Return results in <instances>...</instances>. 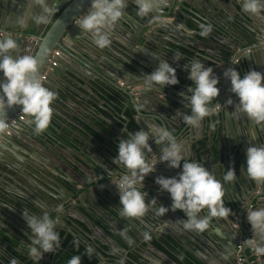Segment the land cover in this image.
<instances>
[{
  "label": "water",
  "instance_id": "obj_1",
  "mask_svg": "<svg viewBox=\"0 0 264 264\" xmlns=\"http://www.w3.org/2000/svg\"><path fill=\"white\" fill-rule=\"evenodd\" d=\"M189 1L190 0H181L180 3L179 0L178 2H176V0H168L166 6H163L161 10L144 17L139 16V20L135 17V14H137L135 13V0H128V7L125 9L124 17H122L111 30V44L104 49H99L93 44L91 34L82 33V30L76 23L77 18L85 14L90 8L91 0H39L38 2H34V0H0V29H4L5 31H21L23 33V39H25L26 35L37 38L35 41H26L27 43L23 48L20 47L21 43L19 44L18 40L11 36H0V40L11 38L17 43L18 47L12 53L13 55L27 54L36 56L40 62L39 72L41 76H43L47 68L50 67V60L54 58V52L57 50L62 53V56H77L78 59H76V61L80 64L89 61L94 54H97L95 55V58H98V65L95 66L96 70L103 73L106 78H103V80L109 86L117 90V82L122 81L125 85L128 81L129 83L125 85V88L130 87L131 93L139 98L137 104H134L135 98L133 97V105L136 111L137 105H143L142 109L137 111L138 113L143 115L142 111H144L149 113L150 116H154V118H152L153 123L155 122L159 127H163L172 132L175 138L181 134L177 139V143L184 140V142H181L182 146L180 147H183V149L186 148V150H182L184 160H182L181 163L184 161L200 163L199 160H203V157H199L200 155L198 153V149H205L201 144L203 142L205 143L202 135L203 137L206 136L208 140V159V155L214 156L216 154L215 151L224 155V145L228 146L229 142H226V139L229 137H226L223 143L220 142L219 144V141L222 136H225L226 130H230L229 124L227 125V123L231 122L235 124L236 130H241L243 136L240 137L239 142H241L236 148L227 151L226 158L228 165L232 163V168L236 171V179L232 183L237 190L238 197L236 198L237 200H228L230 201V206H227L225 201L224 203L225 207L232 209V213L236 212L241 215L240 221L237 223L232 214L223 218L226 222L225 229L222 233H217L215 232L216 226L214 223L219 221V219L213 218L210 220L209 229L207 231L197 233L182 228V224L179 223L178 220L185 219L183 212L177 213L170 210L165 216H157L150 207L146 215L152 216L148 217L149 219L147 218L146 221H142V223L145 226L149 225L150 229L153 231L151 234L159 232L160 230V236L174 239L185 252L197 258L200 264H209L207 257L211 255L217 258L221 264H238L237 246L244 237L246 240L252 237L251 225L247 221V213L244 206L248 205L254 208L264 207V183L251 181L246 175V153L248 147L255 146L254 136L251 131L256 132V127L251 120H249V122L246 121L243 113H234L235 105L239 102L238 97L230 91V81L227 79L225 82L224 80L222 81L221 75H223V72L227 68H234L242 74L241 69L237 65L238 63L233 64L236 60L239 61V65L241 64L242 70L245 73L254 70V68L259 67V65L264 62V24L260 23L261 21L256 15L246 13L243 9H239L243 0H234L233 6L237 12V16L243 20V23H240V25H238L239 23L237 24L238 38H240L241 41L237 44V37L234 36L233 33H230L231 41L227 42V38L222 36L218 31L228 27L225 23V18L220 16L218 20H214L210 15L204 12V9L198 7L199 1ZM204 1L202 0V6L208 3ZM176 4L180 6L181 11L175 14L174 9L175 6H177ZM45 7L54 8L55 12L46 13L44 11ZM16 8L19 9L17 10ZM129 11L134 13V15L130 14ZM186 13H190L206 24L212 25V30L215 31L211 37L212 42H207L205 44L203 41L195 38L194 34H192L193 37L190 38V40L186 39V33L194 32L188 26L187 21L189 17ZM261 13H264V11ZM38 16H46V23H36L35 18ZM166 16L169 19L171 18V20H164L163 18ZM228 16L232 17L231 15ZM21 20L24 21L23 24ZM234 21L237 22L236 20ZM51 22L52 24L50 25ZM177 23H181V25L184 24V26L179 27ZM28 24H30L31 27H28ZM177 27L181 30L183 28L184 30L179 32ZM144 28L152 31V37L156 36V32L165 36L164 39L160 40L161 44L158 39L153 42L152 37L146 36ZM136 30L137 32L135 35H130V33ZM179 40L186 44V47L192 49L196 54V57L189 59L188 62L199 60L205 66L212 67L214 74L220 80L218 84L220 95L216 102L213 101L211 106L213 107L216 103H220L225 111H223L222 114H216L215 118H209L208 116L204 119L205 130L203 134H196V127L187 125L183 121V116L190 114V106L180 93H186L192 82L188 79V72L180 74L179 70L183 68L176 64V58L175 61L174 58L172 60L169 59L170 57L176 56V52L179 54L182 53L170 47L168 44L170 42V45L173 44L179 47V45H181ZM79 45L83 46L84 49ZM156 46H161L160 48L163 46L165 47L164 57L167 59L168 63L176 69L177 78H180L181 81L179 84L175 86H165L163 88L158 85L147 88L144 85L143 76L151 73L159 64L160 60H162L155 52L158 50ZM181 46L183 47V45ZM86 47L91 51L84 52ZM202 52H205L207 55L202 54ZM58 58L59 57H55L59 62ZM59 63L64 65L63 60ZM55 71L58 76L59 70L55 69ZM47 76L49 78L45 79L46 81L43 82L44 86L49 84L51 77L54 78L49 74ZM3 80V73H0V82ZM67 81H64V83L66 84ZM53 88L58 91V86H54ZM226 91L228 92L227 97H225ZM122 93L123 96L129 98L128 91L123 89ZM229 98L234 101L233 105H226V101ZM19 113H22L21 106H14L13 108L6 109L5 113L0 112V120H4L8 123ZM202 122L203 121H201V123ZM137 124L139 130H149V126L144 124L141 120L137 121ZM29 126H34L31 122V118H27L24 122L11 125L8 129H4V127L0 128V179L2 176L8 178L6 182L0 183V202H3L4 205L9 206L20 214H22L25 208L29 210L30 214L37 216L45 212L48 213V211L45 210L47 208L46 206H52L56 210L48 214L52 219H54V216H60V222L58 221L56 224V227H58L56 231L59 233L61 239V231L66 232L68 230L65 228L60 229L59 227H66L71 214L67 212V210L62 212L59 209V205L66 199L64 193H66L68 189H65V192L64 189H62V185L58 182V179H50L45 173H41L33 166L26 164L22 157L17 155L19 146L16 144L14 135H19L21 133L24 136H28L29 134L26 128ZM256 126L260 129L258 124H256ZM128 133L133 132L127 130V134ZM262 137L264 139V130L262 132ZM214 138L219 140L216 149H214ZM257 141L258 146L263 144L258 137ZM152 143L153 140L150 138L149 144ZM81 145L82 144H79L74 147L78 151H84V146L81 147ZM210 145L211 147H209ZM219 146L221 149L218 148ZM187 147L189 148L187 149ZM112 149L118 154L117 141ZM90 150H88L87 153H90ZM183 151L186 154L183 153ZM117 154H112L111 158L106 157V155L105 158H97V156L93 157L89 154V162L81 159L79 163L92 170V174L96 177V180H105L102 187H100V185L97 186L100 188L98 189L97 195L101 197V189H105L112 197L119 201V192H117L116 186L110 181V174H123L125 172L122 166L113 163ZM153 154L159 155V153L155 152ZM149 155H151V153ZM26 156H30L28 152ZM71 164L74 165V162ZM163 165L170 169L166 163L159 162L156 165V169L160 170ZM93 166H96L100 170V174ZM171 169L178 173L181 171V169ZM225 170L226 169H224V171ZM156 175L158 176L155 172L150 173L145 178L144 183L150 182L152 179L154 181ZM177 175L167 174L166 176L175 177ZM224 187L226 190V185H224ZM73 192H75L74 195L79 198L81 193L78 191L77 187L73 189ZM68 193H70L71 199L74 200V196L71 194L72 191L70 192L68 190ZM3 195L9 198V203L2 200ZM165 196L170 198L169 194H165ZM19 199L24 201L22 205H19ZM86 199L87 198L84 197L83 200L86 201ZM156 199L158 200V205L163 203L166 207L170 208L171 203H169V200L166 201L161 197H156ZM81 204L80 200L76 203L79 213H81ZM70 208L71 207H68V210ZM206 214V211L201 213V215ZM90 222L91 226L86 224V227L90 231V236L94 237V240L99 242L96 246L98 264H101L100 262H102V264H112L109 260H116L115 264H181L171 257V255L177 257L173 250H170L171 255L169 256L157 246L146 241L145 246L139 244V247L142 248V251H139L136 248V246H138V241L130 233H125V235L131 239V243L122 235L121 236L128 243L112 240L109 237V233L103 232L101 235L98 232L100 227L96 222ZM235 225L239 227L236 228ZM172 226L176 227L175 229L178 231L175 232L172 230ZM72 227L73 229L69 230L71 235L75 236L79 234L80 237L89 238L86 237L83 226L80 229L76 223H73ZM6 231L9 232L8 230ZM179 233L182 234V237L179 236ZM230 247L234 249V252L228 255L227 249ZM245 247L247 248L246 245L244 248ZM105 248L107 249L105 250ZM132 249V253L136 252L144 259L141 261V258L137 256H135V258L129 256L128 253ZM166 250L169 251L168 249ZM226 255L228 256L227 259L224 258ZM243 255L246 259V249H244ZM47 257V261L41 260L39 264H56L50 254H48ZM145 257H148L150 262L147 261ZM249 262L250 261L247 260L246 263L248 264Z\"/></svg>",
  "mask_w": 264,
  "mask_h": 264
},
{
  "label": "clouds",
  "instance_id": "obj_2",
  "mask_svg": "<svg viewBox=\"0 0 264 264\" xmlns=\"http://www.w3.org/2000/svg\"><path fill=\"white\" fill-rule=\"evenodd\" d=\"M166 3L167 0H135L136 13L144 17L161 10ZM127 7L128 0H91L90 8L77 18L76 23L82 33L91 34L92 42L97 48L104 49L111 44V30L122 19ZM241 7L246 13L258 15L264 11V0H243ZM44 11L53 13L55 9L45 7ZM46 20V16L35 18L36 23H46ZM21 23L24 21L21 20ZM198 27L201 37H207L212 31L211 24L200 23ZM17 47V43L11 38L0 40V73L4 76V80L0 82V112L5 113L6 109L21 106L22 118H31L34 134L40 135L50 126L56 93L44 86L38 58L27 54L13 55ZM184 70L188 72V79L192 84L186 93H180L190 106V114L184 115L183 121L187 125L198 127L201 121L220 108V103H216L215 108L211 106L220 95V80L212 67L205 66L199 60L188 62L184 65ZM223 76L230 81V91L238 97L239 102L235 105L234 113H243L254 123L264 124V74L250 70L241 76L236 69L227 68ZM143 80L147 88L155 85L161 88L175 86L179 82L176 69L167 60H160L151 73L143 76ZM233 104L231 98L226 101V105ZM136 107L137 111H140L143 105ZM6 124L7 122L0 120V128ZM150 138L156 145H163L158 156L149 155L153 152L149 144ZM182 160L184 158L175 136L163 127L152 126L148 131L141 129L128 133L126 139L120 140L118 154L113 163L122 166L125 172L110 174V181L119 192L120 216L141 218L150 207L157 216H165L170 210L181 211L185 217L178 220L182 228L203 233L209 229L211 219L226 218L233 214L231 208L225 207L224 185L236 179L235 169L229 168L225 171L222 183L202 164L194 161L181 163ZM158 162L166 163L173 169H181L175 177L155 178L159 191L170 195V208L162 203L158 205L156 198L146 203L142 191L145 178L155 172ZM245 172L249 180L264 183V144L248 147ZM244 207L247 221L251 225L252 237L243 243L257 256H264V207ZM205 211L207 214L201 215ZM22 218L31 231L27 255L39 264L45 253H52L61 243L56 231L57 221L50 218L47 212L37 216L30 214L25 208ZM121 235L131 243L124 230ZM143 239H151L148 231L143 233ZM74 244L78 247L79 240L74 241ZM233 252V248L227 249L228 255ZM92 254L93 249L89 247L87 255L91 257ZM224 258L227 259L228 256ZM10 264L18 262L13 258ZM67 264H81V257L72 256L67 260Z\"/></svg>",
  "mask_w": 264,
  "mask_h": 264
},
{
  "label": "crops",
  "instance_id": "obj_3",
  "mask_svg": "<svg viewBox=\"0 0 264 264\" xmlns=\"http://www.w3.org/2000/svg\"><path fill=\"white\" fill-rule=\"evenodd\" d=\"M38 1L39 0H34V2H38ZM192 1L193 0H190L189 2H192ZM197 1H199L198 7L204 9V12L210 15V17H212L214 20H218L220 16H223L225 18V23L228 27L224 28L221 31L220 30L218 31L222 34V36L227 38V42L231 41L230 33H233V35L237 37V44L239 41H241L240 38H238V27L237 26L240 25V23H243V20L237 16V12L235 11L234 6H233L234 0H205V1L203 0L205 3L208 2L206 3L205 6L204 5L202 6V0H197ZM176 2H178V0H176ZM179 2L181 3V0H179ZM19 8H16V9L18 10ZM239 9H242V7H239ZM174 10L176 14L181 11V8L180 6L177 5L175 6ZM129 13L134 15V13L130 11ZM135 13H136V9H135ZM186 14L189 17L187 21L188 26L190 27L192 31H194V32L186 33V39L190 40V38L193 37L192 34H194L195 38L199 39L200 41H203L205 44L207 42H212L211 37H212V34L215 33V31L212 30L211 33L207 37H201L199 35L200 29L198 25L200 23H205V22L201 21L198 17L193 16L190 13H186ZM228 15H231L232 17H229ZM256 16L261 21L260 23L264 24V13H261ZM163 19L171 20V18L169 19L167 16L164 17ZM234 20H236L237 22H235ZM51 24L52 22L50 23V25ZM184 24H185V21H184ZM184 24L181 25V23H177L179 27L184 26ZM28 27H31L30 24H28ZM144 29H145V35L152 37L151 36L152 31L146 28ZM177 30L181 32L184 29L182 28L181 30L180 28L177 27ZM22 34L23 33L21 31H14L13 33L7 36H11L17 39L19 44L21 43L20 44L21 48L25 47V44L27 42L35 41L37 39L29 35H26L25 39H23ZM155 34L156 36L152 37L153 42H155L156 39H158L160 42L161 39L165 38V36H163L162 34H158V32H156ZM130 35H133V33H130ZM22 39L24 42L22 41ZM179 42H181V45H183V47L181 45H179V47L173 44L170 45V42L168 44L170 47H173L175 50L176 49L179 50L182 54H179L176 52V56L170 57V58L168 56V58L170 60H172L173 58H176L177 60L176 64L179 67H182L184 69V65H181V64H185L186 62L188 63V60L196 57V54L192 49H188L186 47V44H184L182 41L179 40ZM79 46L84 49L83 46L81 45ZM156 47H158V50L155 51L157 55L162 60H167L164 57L165 47L164 46L162 48H160L161 46H156ZM57 51L60 52L59 50ZM85 51L90 52L91 50L86 47L84 52ZM55 52H54V55H55ZM202 54L207 55L205 52H202ZM95 55L97 54H94L92 58L89 59L90 62L87 61V62H84L83 64L82 63L80 64L76 61V59H78L77 56H72V57L62 56V53L60 52V56L58 59H59V62L63 60L64 65L59 63V65L55 68L56 70L57 69L59 70V75L57 76L55 69L53 70L51 68V62H50V67L47 68L45 74L43 75V76H47L49 74L55 78L54 79L51 77V79L49 80V84L45 85V87L50 88L52 91L56 93V99L52 104L53 116H52V120H51L49 128L43 134L36 135L34 134V131H33L34 126L32 127L29 126L26 128L29 134L28 136H24L21 133L19 135H14V138L16 139V144L19 146L17 155L21 156L22 159L26 162V164H28L29 166H33L37 171L41 173H45L48 177H50V179H54V180L58 179V182L62 185L63 187L62 189H64V191L65 189H68L70 192L72 191L71 194H73L74 200L71 199L72 197L70 193H68V190H66L67 192L65 191L66 193H64V196L66 197V199L62 202L61 205H59V209L62 212L64 210H67L68 212V207L75 205L79 200L81 201L82 206L84 207L89 206L90 209L91 207L96 206L95 205L96 203L102 202V199L105 197L113 198V200L116 201V199L112 197V195H110L105 189H101V197L97 195L98 189H100L97 186L100 185V187H102V185L105 183V180L104 179L96 180V177L92 174V170H90L84 165H80L79 162L81 161V159H84L85 161L89 162L90 161L88 158L89 154L93 157L97 156V158H105V155L106 157L111 158L112 154H117V152H115L112 149L115 146V142L116 141L119 142L122 139H126L127 130L133 131V124H136L137 129L139 130V126L137 124V121L139 120H141L144 124H147L149 126V130L151 129L152 126H158L157 124H155V122L153 123L152 118H154V116H150L149 113L144 112V111H142L143 115H141L140 113L136 111L135 106L133 105V97L135 98L134 104L135 103L137 104L139 98L133 95V93H131L130 87L125 88V85L129 83L128 81L125 83V85L122 81L117 82L116 86L118 87V89L116 90V89H113L111 86H109L103 80V78L106 79L105 76L103 75L102 72L101 73L98 72L95 67L96 65H98V62H97L98 58L96 59ZM52 60L53 61L56 60L55 56ZM183 69L180 68L179 70L180 74L183 72H187ZM65 77H68V78H65ZM47 78L49 77L47 76ZM221 80L222 81L224 80V82L226 80L223 75H221ZM64 81H67V83L65 84ZM178 81H179L178 82L179 84L181 82L180 78H178ZM52 86L53 87L58 86V91L54 90ZM123 89L129 92L128 93L129 98L127 96L122 95ZM227 93L228 92L226 91L225 97L228 96ZM213 108H215V106H213ZM223 111L225 110L220 105V108L216 110L214 114L210 115L209 118L211 117L215 118L216 114H219V113L222 114ZM245 118H246V121L249 122V119L246 116ZM235 120L237 122L236 118ZM204 122L205 121L203 120V122L200 123L198 127H196L197 129L196 134H203L205 130ZM228 124H229L230 130H226L225 136H222L220 141L214 138V142L216 144V145L214 144V149H216L218 141H219V144L220 142L223 143L224 139L226 137L227 138L229 137L228 139H226V142L227 141L229 142L228 146L224 145V152H223L224 155H221L222 153H218L217 151H215L216 154L214 156L208 155L209 156V159H208L207 158V153L209 152L207 148L208 140L206 136L203 137V135H202V138L204 139L206 144L204 142L203 143L200 142V143L205 147V149H201V150L198 149L199 151L198 153L200 155L199 157H203V160H199L200 164H202L207 170L214 173L215 177L218 180H220L222 183H223V175L225 171L233 167L231 162H229L231 164L228 165L226 153H228L227 151H229V149L236 148V146L239 145L238 143H239L240 137L243 136L242 135L243 132L241 130L239 131L236 130L235 124H232L231 122L227 123V125ZM258 125L260 129L256 126V123H254V126L256 127V132L251 131L252 135L254 136L256 147H259L257 137L264 144L263 142L264 139L262 137V132L264 130V124H258ZM180 136L181 134L176 137V140ZM182 141L184 142V140ZM182 141L178 142L179 146H182V143H181ZM79 144H82L81 147L84 146V149H85L84 151H81V150L78 151L74 147ZM150 146L153 149V152L151 153V155H154L153 154L154 152L160 153V149L163 147V145H156L154 142L150 144ZM189 147H187V149ZM209 147H211V145ZM180 148H181V153H182V150H186V148L184 149L183 147H180ZM218 148L221 149L220 146ZM88 150H90V153H87ZM27 152L30 155L28 157L26 156ZM183 153L185 152L183 151ZM73 162H74V165L71 164ZM93 167L100 174V170L96 166H93ZM224 169L226 170L224 171ZM155 173H159L158 176H165L166 174L168 173L170 174L173 172L167 171V169H162V170L155 171ZM174 173H178V172H174ZM156 177L157 175L155 176V178ZM7 180H8L7 177L2 176V178L0 179V183L6 182ZM152 181L153 179L150 182L144 183L143 188H142L144 195L149 193V197H151L150 191H152L153 190L152 188L156 186V184L154 183L155 180L153 182ZM75 187H77L78 191H80L81 193L79 198L74 195L75 192H73V189ZM82 197L83 199L84 197H86L87 198L86 201H84ZM237 197H238L237 190L235 189V186L233 185V183L231 182V183L226 184V190H225L226 205L230 206V203H229L230 201L228 200H235ZM2 198H3L2 199L3 201H5L6 203H9V198L7 196L3 195ZM18 201H19V205H22L24 203V201L21 199H19ZM106 201L107 200H105L104 202ZM46 207L47 208L45 210H47L49 214L52 213L54 210H56L50 205ZM175 212L178 213L181 211H175ZM151 216L152 215L148 217H151ZM232 216L235 219V221H237V223L241 219V215L237 214L236 212H234ZM59 217L54 216L53 218L57 222L58 221L60 222ZM218 219L219 221L214 223V225L216 226L215 232L222 233L223 230L225 229L226 222L223 218H218ZM98 221L99 220L97 218L95 222L99 227H101ZM70 224L72 223L68 222L66 227L65 226L59 227L60 229L65 228L66 230H68V231L65 230L66 232L61 231V234H63L64 236L60 239V241L63 243L66 237L70 236L72 237L73 240H79L85 252L88 251L89 247L93 249L92 255L96 257V254H97L96 246H97V243L99 242L95 241L94 237L90 236L89 229L85 225L83 226V229L85 230V235L86 237H89V238L80 237L79 234H76L75 236H73L71 235L69 231L71 229ZM235 227L238 228L239 226L235 225ZM57 228L58 227H56V229ZM143 228L144 229L142 231L143 232L148 231L152 239L156 241H158L159 239L158 243H153L151 240H149V242L157 246L160 250H162L164 253L170 256L171 255L170 250H172L171 246H173V244L170 243V245L168 246L165 242L160 241V238H162V236H160V230L159 232L151 234L153 231L150 229L149 225H146V226L143 225ZM171 228L175 232L178 231L177 229H175L176 227L172 226ZM6 230H8L9 232H7ZM0 231L3 232L0 235L5 236L8 243H10L12 246H15L16 249H18L19 251L25 250L24 252H27V245L30 242L28 240V237L31 235V231L28 228L24 219L22 218V214L16 212L14 209L10 208L7 205H4L3 202H0ZM98 232L99 233L101 232L100 234L102 235V232L104 231L98 230ZM179 236L182 237V234L179 233ZM117 237L118 238L114 239L110 236L112 240H119L121 242H126L125 239L121 235ZM136 240L138 241V246H136V248L139 251H142V248L139 247V244H143L145 246L146 241L143 239V236L141 235L136 236ZM243 240H246V238L244 237ZM172 241L178 244L174 239H172ZM187 242L189 243L188 240ZM62 243H60V245ZM60 247H57L56 248L57 250H54V251H59ZM166 249H168L169 251H167ZM244 249H246V252H247V250L250 249V247L247 246V248L245 247ZM182 250L184 251V249ZM132 251L133 249L130 250L129 253L127 252L129 256H133ZM53 252L45 253L43 255L42 260L47 261L48 259L47 255L50 254L52 256ZM62 253L63 252L61 251V254ZM136 255L138 257L139 254L136 253ZM139 258H141V261L142 259H144L140 255H139ZM145 258L146 260H150L148 257H145ZM207 260L209 264H221V262L212 255L207 257ZM247 260L250 261L248 264H264V256H257L255 253H253V257L247 256L246 259L244 258V264H247L246 263ZM109 261L112 264H115L116 262V260H109ZM100 263L102 264V262ZM0 264H4V262L0 260ZM96 264H98V262Z\"/></svg>",
  "mask_w": 264,
  "mask_h": 264
},
{
  "label": "flooded vegetation",
  "instance_id": "obj_4",
  "mask_svg": "<svg viewBox=\"0 0 264 264\" xmlns=\"http://www.w3.org/2000/svg\"><path fill=\"white\" fill-rule=\"evenodd\" d=\"M136 16H137V14L135 15V17ZM136 18L140 20L139 16H137ZM138 28H137V30H138ZM137 30L133 31V35L136 34ZM235 63H238L237 65L239 66V68L241 69V72H242L241 75L243 76L244 74H246L245 72H243L241 64L239 65V61L236 60L235 62H233V64H235ZM254 70L260 72L261 74H264V62L262 64H260L259 67L254 68ZM162 169H167V171L173 172V173H170V175H177L178 174V173H174L176 171L172 170L171 168L168 169L164 165L162 166V168L160 170H162ZM155 171H158V170L155 169ZM157 174H159V173H157ZM166 175H165V177H167ZM169 177H172V176H169ZM152 189H153L152 191L149 190L151 193V197H149V193L145 194L146 203L148 201H150L152 198H156V197L157 198L161 197L162 199H164L166 201L169 200V203H172L171 199L168 196H165V194H168V193L167 192H160L159 186L157 184ZM116 190L118 192L117 188H116ZM161 195H163V196H161ZM103 200L104 201L107 200V201L104 202ZM157 202H158V200H157ZM95 205L96 206L91 207V209L89 208V206L84 207L81 205L82 206L80 208L81 213H79L77 211L78 207H76V204L71 206V208L68 210V212L71 214L69 219H68L69 220L68 222L72 223V224L76 223L77 226L81 229V227L84 226V224H85V226H86V224L88 226H91L90 221L95 222L98 218V220H99L98 223L101 225V227L99 228V231L102 229V231L108 232L109 235L114 239L118 238L117 236H119V234L121 235L122 230H124L125 233H130L135 238L138 235H141V236L143 235L144 232L142 230L144 228H143L142 221L147 220V218H148L147 215H145L144 217H141V218L122 217V216H120L119 211H118V208L121 206L120 201H117V200L114 201L113 198H110V197L103 198L102 202L96 203ZM151 209L154 211L153 208H151ZM72 224H71V229H73ZM109 229H111V230H109ZM136 234H138V235H136ZM162 237H164V236H162ZM106 249L107 248H105V250ZM59 251H62L64 253L66 250L60 249ZM113 252H115V251H113ZM135 255H136V252L133 253L134 258H135ZM138 258H139V255H138ZM178 258L180 259L181 263H184L183 262L184 257L181 259L180 256L178 255ZM147 261H149V260H147Z\"/></svg>",
  "mask_w": 264,
  "mask_h": 264
},
{
  "label": "trees",
  "instance_id": "obj_5",
  "mask_svg": "<svg viewBox=\"0 0 264 264\" xmlns=\"http://www.w3.org/2000/svg\"><path fill=\"white\" fill-rule=\"evenodd\" d=\"M138 131L136 124H133V133ZM3 233L0 231V234ZM64 235L61 234V238ZM153 243H158V241L154 239H150ZM74 241L72 237L68 236L66 237L65 241L61 244V250H66L64 253L61 254V251H54L53 252V260L56 264H67V260L70 259L72 256L79 255L81 257V264H96L98 262L97 258L93 255L89 257L87 255V252L84 251L82 248L80 242L79 246L77 247L76 244H74ZM160 241L165 242L168 246L173 244L171 246L172 250L174 251V254H176L177 257L171 255V257L176 260L177 262H180V259L178 258V255L183 258V262L186 264H200V262L195 259L191 254L184 252L181 247L174 243L170 237H162L160 238ZM175 245V246H174ZM57 250V249H55ZM19 251L16 249L15 246H12L10 243L7 242V239L5 236L0 235V260L4 262V264H10L11 259L15 258L18 262V264H36L35 261H33L28 255L27 252ZM184 255H183V254ZM253 251L252 249L247 250V256L253 257ZM134 258V257H133Z\"/></svg>",
  "mask_w": 264,
  "mask_h": 264
},
{
  "label": "built area",
  "instance_id": "obj_6",
  "mask_svg": "<svg viewBox=\"0 0 264 264\" xmlns=\"http://www.w3.org/2000/svg\"><path fill=\"white\" fill-rule=\"evenodd\" d=\"M14 31H5L4 29H0V35H9L11 33H13ZM60 56V52H55V57H59ZM59 65V62L57 60H51V68L54 69ZM47 78V76H43V81ZM27 118H22V113H19L15 118H12L7 124L6 126H4V129H8L10 128L11 125H15L18 122H24ZM245 240H242L240 242V244L237 246L238 248V263L239 264H244V246L245 244L243 243Z\"/></svg>",
  "mask_w": 264,
  "mask_h": 264
}]
</instances>
